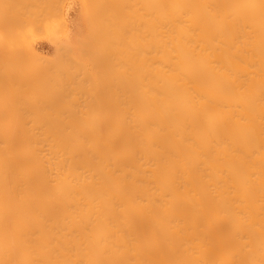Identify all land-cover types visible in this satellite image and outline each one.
I'll return each instance as SVG.
<instances>
[{"label":"bare ground","instance_id":"obj_1","mask_svg":"<svg viewBox=\"0 0 264 264\" xmlns=\"http://www.w3.org/2000/svg\"><path fill=\"white\" fill-rule=\"evenodd\" d=\"M106 2L115 89L72 104L92 70L38 50L3 73L0 264H264V0Z\"/></svg>","mask_w":264,"mask_h":264},{"label":"rangeland","instance_id":"obj_2","mask_svg":"<svg viewBox=\"0 0 264 264\" xmlns=\"http://www.w3.org/2000/svg\"><path fill=\"white\" fill-rule=\"evenodd\" d=\"M88 1L74 0V8L67 18L71 29L69 39L55 42L56 47L51 46L46 41H41L35 45L34 49L26 48L20 43L19 35L29 26L35 28L38 33H42L43 25L46 21L53 17L64 16V0H0V31H3L7 37L16 40L14 50L9 51L7 47L0 48V82L9 79V75L3 74L5 72H9L8 74L15 73V78H19V76L21 77L28 71V68L24 65L22 52L30 49L38 50L41 55L45 54L44 57L51 55L48 58H57L53 64L55 67L60 68L62 72L68 70L75 74H81L85 69L92 70L93 78L89 83L85 82L82 85L81 89L85 90L71 102L74 105L94 102L93 95L95 90L100 89L102 85H109L112 89H115L119 81L120 62L117 60L118 55L115 51L113 52L114 56H112L110 66L103 68L105 36H100L95 50L90 48L91 52H93L92 55L87 52L90 29L93 25H100V20L99 18L97 19L95 11L104 10L107 2L106 0ZM99 7L100 10L98 9ZM109 12L115 17L113 22L118 19L114 14L113 7H111ZM107 13L105 12V14ZM66 57H70L78 63L70 65ZM53 67L51 65L52 69H54ZM2 87L4 86L0 85V89ZM103 99L105 100V105L97 109L98 117L107 116L112 109V104L118 103L116 92H111ZM96 104L98 106V103Z\"/></svg>","mask_w":264,"mask_h":264},{"label":"clouds","instance_id":"obj_3","mask_svg":"<svg viewBox=\"0 0 264 264\" xmlns=\"http://www.w3.org/2000/svg\"><path fill=\"white\" fill-rule=\"evenodd\" d=\"M65 14L62 17H53L45 22L43 25V32L38 33L35 28L29 26L19 35V41L26 48H34L38 42L46 41L55 46L53 42H60L69 39L71 29L68 24L67 18L69 13L74 8V0H64ZM7 47L9 51L14 50L16 47V40L11 39L0 31V48Z\"/></svg>","mask_w":264,"mask_h":264}]
</instances>
